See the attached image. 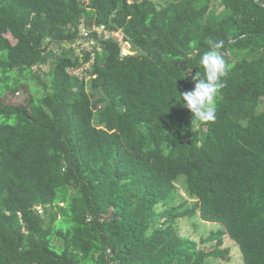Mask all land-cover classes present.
Segmentation results:
<instances>
[{"label": "trees", "instance_id": "obj_1", "mask_svg": "<svg viewBox=\"0 0 264 264\" xmlns=\"http://www.w3.org/2000/svg\"><path fill=\"white\" fill-rule=\"evenodd\" d=\"M209 39L229 71L197 126ZM225 237L264 264V0H0V264H216Z\"/></svg>", "mask_w": 264, "mask_h": 264}, {"label": "clouds", "instance_id": "obj_2", "mask_svg": "<svg viewBox=\"0 0 264 264\" xmlns=\"http://www.w3.org/2000/svg\"><path fill=\"white\" fill-rule=\"evenodd\" d=\"M209 49L200 56L202 72L192 77L194 87L190 91L179 93L184 108L192 114V122L200 124L214 123L217 119V98L225 87L222 78L227 75L229 65L220 51L221 42L207 41Z\"/></svg>", "mask_w": 264, "mask_h": 264}, {"label": "rangeland", "instance_id": "obj_3", "mask_svg": "<svg viewBox=\"0 0 264 264\" xmlns=\"http://www.w3.org/2000/svg\"><path fill=\"white\" fill-rule=\"evenodd\" d=\"M116 35L119 36L120 38L122 37L119 33H117ZM6 37L12 43L15 42L10 35H7ZM127 49H129V47ZM127 49H123L124 53H128ZM25 97L26 94L24 92H21L18 96H16L15 99L13 98L10 101L13 103L22 102ZM176 187L178 189L179 195L175 199L174 206L180 207L182 205L183 208H181V211L187 208H191L195 200L187 196V193L184 190L185 187H184L183 179L179 180V182L176 184ZM176 228L179 232V235L187 236L192 240L199 242V240L207 238L211 232L216 231L219 228V226L209 223H204L201 220H199L197 217L195 218L186 217L178 220L176 224ZM199 248L202 247L199 245ZM223 248L226 249L228 252L227 259L222 261H217L216 264H243L242 256L237 245L233 241H231L228 237L224 238Z\"/></svg>", "mask_w": 264, "mask_h": 264}]
</instances>
